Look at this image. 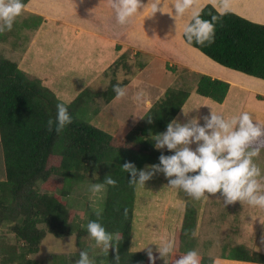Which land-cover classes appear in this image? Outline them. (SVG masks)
Instances as JSON below:
<instances>
[{
  "label": "trees",
  "instance_id": "16d2710c",
  "mask_svg": "<svg viewBox=\"0 0 264 264\" xmlns=\"http://www.w3.org/2000/svg\"><path fill=\"white\" fill-rule=\"evenodd\" d=\"M29 1L24 0L25 5ZM219 12L212 4L199 11L201 18L215 25L214 42L201 44L195 36L189 41L184 33L185 42L224 67L264 80V25L230 10L222 16ZM119 61L110 68L116 71ZM110 83L102 91L85 89L66 104L39 79L32 80L20 71L16 62L0 57V225L8 226L21 243L0 249V264H39L30 256L39 252L47 234L63 238L75 233L68 197L75 185L93 178L105 184L107 193L101 215L92 212L89 220H99L108 233L117 235L115 247L107 253L108 264H149L147 252L130 249L137 185L130 181H138L145 165L159 164L161 154H174L171 150L159 151L155 147L157 136L150 134L153 129L167 130L191 90L168 89L145 115L144 126L136 128V138L140 132L141 139L135 141L133 131L117 139L81 117L89 100L99 98L109 104L117 96L113 85L127 84L115 79ZM229 88L227 82L201 75L195 91L222 104ZM59 103L67 106L73 119L58 132ZM145 135L150 136L146 139ZM126 162L135 166V175L123 169ZM109 176L117 180L115 186L106 184ZM195 227L196 211L189 207L181 234L185 247L171 264L191 249ZM86 232L90 234L87 228ZM153 255L158 264L157 254ZM54 258H60V264H69L64 256ZM221 258L264 264V253L251 252L244 246L232 248L229 255ZM200 260L201 264L214 261L205 256Z\"/></svg>",
  "mask_w": 264,
  "mask_h": 264
},
{
  "label": "rangeland",
  "instance_id": "374dc122",
  "mask_svg": "<svg viewBox=\"0 0 264 264\" xmlns=\"http://www.w3.org/2000/svg\"><path fill=\"white\" fill-rule=\"evenodd\" d=\"M162 1L167 2L171 9H175L176 0H172L173 2L171 0H159V3ZM207 4L211 3H203L199 9L201 10ZM187 11L188 9L185 11L186 16L175 14V17L172 15L173 11L168 9L170 26L176 28L183 17L187 19V13H189ZM189 16L192 17V14ZM190 19L192 20V18ZM24 23L27 22L20 14L15 19L11 29L16 39L10 40L9 43H5V31L0 32V57L16 62L20 71L32 80L39 79L42 85L49 88L62 102L70 104L86 88L89 90L91 88L92 92L105 90L111 84V79L127 82V85L135 79L134 85L126 87L127 95L124 98H116L114 99L115 103L113 101L109 104L99 98L89 100L81 110V117L85 121L105 130L117 139L126 138L132 131L134 134L132 137L135 138V141L141 139L140 132L137 133L139 139L136 138V128L144 126L147 109L143 103L140 105L144 97H154L153 100L160 95L163 97L165 91L170 88L193 90L198 79V76L193 72L180 67L177 68V63L180 64L181 53L178 50L181 45H174L177 41L176 37H172V35H176L177 30L170 31L171 27L170 30L165 31L159 29L153 35L155 36L154 39L158 37V40L162 41V43H158L162 45L147 48V51L144 49L146 47H136L135 50L122 56L116 71L109 67L106 71L101 72L102 77H96L98 79L92 75L86 78V76L79 74L69 79L65 78L63 73L55 79H51L43 75L48 73V69H43L42 63L38 62L37 66L33 64L31 54H25V57L22 54L20 58L17 54L19 50H23V43L25 42L24 39L19 41L16 36L24 34ZM32 24H36V22L34 21ZM171 44L174 45V50L177 52L170 50ZM165 46H169V48ZM49 49L55 53L61 47ZM7 57H11V59ZM135 84L141 86L140 88H145H136ZM137 93L143 94L139 100L136 98ZM198 97L203 96L193 92L186 102L187 104L184 105V109L182 108L183 110L187 109L184 115L179 117L178 114L173 120L181 124L196 122L200 126H204L214 111H217L216 113L225 119H229L232 113H238L237 111L227 113L225 110L220 112L218 111L219 108L214 106L202 108V105L197 102L200 101ZM201 100L203 101V98ZM193 104L197 109L193 107ZM258 122L262 128V134L247 145L246 151L256 150L258 152V155L252 159L261 168V174L257 179L264 185V118ZM207 131L212 130L207 129ZM159 133L162 131L153 129L150 135L155 137ZM150 135H145L144 138L148 139L147 137ZM199 143L202 141H193L191 144L198 145ZM165 147L159 148V151L164 152ZM171 151L175 152L176 150L172 149ZM141 171L151 173V175L144 181L143 185H136L131 251L148 252L151 250L157 254L158 264H171L174 257L179 254L181 247H185V244L182 243L181 234L186 212L191 207L196 211V227L190 239L192 242L191 249H196L200 257L205 256L213 258V260L222 259L221 256L229 255L232 248L237 246H244L251 252L264 253V208L250 205L246 200L229 203L221 191L216 193L206 191L205 197L196 200L183 189L171 187L169 181L175 176L168 177L162 170L153 168V165H145ZM96 183L95 178L79 183L74 186L73 193L68 197L69 208L73 213L75 233L63 238L47 234L40 245L39 252L31 255L30 258L38 260L39 264H60V258H54V256H64L69 264H78L81 259L80 253L86 252L90 264H108L107 253L115 247L117 235H111L112 239L109 241V246L105 248L103 242H97L94 237L86 232L90 214L103 211L105 206L107 189L105 187L100 192L91 191L90 186ZM260 191L264 192V187ZM169 240L173 244V250L161 254L160 249L163 243ZM20 244L8 226L0 225V249L12 245L19 246Z\"/></svg>",
  "mask_w": 264,
  "mask_h": 264
},
{
  "label": "crops",
  "instance_id": "0c3cea01",
  "mask_svg": "<svg viewBox=\"0 0 264 264\" xmlns=\"http://www.w3.org/2000/svg\"><path fill=\"white\" fill-rule=\"evenodd\" d=\"M196 1L193 0V4L196 3L197 5L200 3L202 5L204 2L211 3L219 11L224 3V0H201V2L198 0L199 3ZM152 2L154 0H140L137 14L130 19L128 24L119 25L115 19L114 9L111 8V0H30L21 13L24 21L27 23H24V34L22 36L16 35L19 41L25 40L23 50H19L18 52L20 53L17 52V54L19 58L22 54H24V57L25 54H31L33 64L37 66L38 62L42 63V68L48 69V73L43 75L51 79H55L57 76L62 75V73L65 78L69 79L78 74L86 76V78L92 75L95 76V79H98L102 77L101 72L106 71L112 64L119 61L124 54L135 50L136 47H146L144 49L147 51V48L150 49V47L162 45L158 44L162 43V41L158 40V37L154 39L153 37L155 36L153 35L159 29L165 31L170 30L171 27L170 31L177 30V34L172 35V37H176L177 41L174 45H181L178 50L181 53L180 64L177 63V68L180 67L189 72L191 71L198 77L210 75L213 79L230 84L229 92L222 104H217V102L206 97H198L200 101L197 102L202 105L201 107L208 106L212 108L214 106L218 107V111L220 112H223V110L227 113L238 112L236 114L232 113L230 117L234 115L238 116L241 110L242 112L247 111L249 114L251 113L250 116L253 123L259 124L258 120L264 118V80L239 71L234 70L233 72L232 69L227 67L225 69L196 48L190 45L187 46L183 38L184 31L181 29L184 17L182 16L183 19L176 25V28L172 27L169 23L170 17L167 9L170 8H168L167 2H164V4L163 1L162 3L160 2V9L154 13L151 12ZM228 3L230 11L252 22L264 25V0H228ZM172 10L174 12L175 9H171L170 11L172 12ZM199 11L200 9L197 12ZM34 21L36 24H32ZM179 31L180 33L181 31L183 32L181 33L182 35L178 34ZM4 36H6L4 37L5 43L16 39L11 30L5 31ZM174 45L171 44V51L174 50ZM51 47H61V49L53 53V50L49 49ZM165 47L169 48V46ZM144 53L147 52L144 51ZM172 53L174 54V52ZM7 58L11 59V57ZM216 67L220 70L215 71ZM230 72L231 74H229ZM237 73L238 75L241 74L240 76H242L243 81L240 79V82L239 80L237 82L236 79L231 78L232 75H237ZM247 77H250V80ZM249 82H251L252 86L249 85ZM134 83H136L135 79L124 87L132 86ZM135 87L139 89L145 88H140L141 86L137 84H135ZM193 88L191 95L193 92H196V83ZM90 90L92 89L90 88ZM116 98L119 99L120 97L116 96L114 99ZM153 98L144 97V100L140 102V105L142 103L145 105L147 109L145 112H148L162 97L160 95L157 99L153 100ZM202 98L203 101L201 100ZM114 99L111 102L114 101L113 103H115ZM193 107L196 108L195 104H193ZM183 109L179 112V117L183 116L187 110ZM136 124L138 125V123ZM189 147L195 150L197 144H191ZM167 150L169 149L166 146L163 151ZM218 261L219 264H224V261L226 262L225 264H256L226 259H218Z\"/></svg>",
  "mask_w": 264,
  "mask_h": 264
},
{
  "label": "clouds",
  "instance_id": "9594fccd",
  "mask_svg": "<svg viewBox=\"0 0 264 264\" xmlns=\"http://www.w3.org/2000/svg\"><path fill=\"white\" fill-rule=\"evenodd\" d=\"M192 5L193 0H176L175 11L181 15ZM139 6L140 0H111V8L114 9L115 19L119 25L128 24L137 14ZM25 7L24 0H0V32L10 31L15 19ZM158 9L159 0H154L151 3V12L154 13ZM228 10V0H224L220 16ZM192 20L194 22L187 23L183 29L187 39L191 41L195 36L196 41L201 44L205 41L214 42L215 25L201 18L197 11L192 12ZM113 89L118 97L127 95V89L120 84L113 85ZM142 95L137 93V100L141 99ZM57 109L59 132L71 124L73 118L65 104L59 103ZM48 124L49 126L52 124L51 119ZM207 129L212 131L209 132ZM261 134V126L253 123L247 111L229 119L213 112L204 126H199L195 122L181 124L173 120L167 124L165 132L157 135L155 147L159 149L167 146L168 149L176 151L171 155L161 154L160 163L153 165V168L162 170L168 177L175 176L169 181L171 187L183 189L196 200L205 197L206 191L209 193L221 191L229 203L246 200L250 205L264 208V192L260 191L264 185L257 179L261 174V168L252 159L258 152L246 151L247 145ZM193 141L202 143L193 150L189 147ZM123 169L130 170L133 175L136 173V168L131 162L124 163ZM150 175L151 173L141 171L139 181L132 180L130 183L143 185ZM106 184L115 186L117 180L109 176L106 178ZM90 187L91 191L100 192L105 188V184L96 183ZM96 215L99 217L101 213L97 212ZM87 229L97 242H103L105 248L109 246L112 236L99 220H89ZM172 250L173 244L170 240L164 242L160 249L161 254ZM80 256L78 264H90L86 252H81ZM147 256L149 264H155L156 256L151 250L147 252ZM175 264H201L200 254L196 249H190L177 259ZM213 264H219L218 259L214 260Z\"/></svg>",
  "mask_w": 264,
  "mask_h": 264
},
{
  "label": "bare ground",
  "instance_id": "6f19581e",
  "mask_svg": "<svg viewBox=\"0 0 264 264\" xmlns=\"http://www.w3.org/2000/svg\"><path fill=\"white\" fill-rule=\"evenodd\" d=\"M165 1H166V0H165ZM167 1H168V0H167ZM171 1H172V0H171ZM200 1H201V0H200ZM169 2H170V1H169ZM172 2H173V1H172ZM196 2H198V0H197ZM202 2H203V1H202ZM161 3H162V2H161ZM174 3H175V2H174ZM193 3H194V2H193ZM204 3H205V2H204ZM159 4H160V3H159ZM163 4H164V2H163ZM171 4H173V3H171ZM193 5H194V6H193ZM193 5H192L193 7H191V9H188L189 13H187L188 11L186 12V13H187V19L184 18V20H185V19H186V20L184 21L183 24H181V26H183V27H181L182 30L184 29L185 25L188 23V21L190 20V18H192V17H190V16L188 17V15L192 14L193 11H196V10L199 9V7H200V3L197 4V5H196V3H195V4H193ZM202 5H203V3H202ZM202 5H201V6H202ZM163 6H164V5H163ZM159 7H160V6H159ZM166 7H167V5H166ZM172 7H173V6H172ZM174 7H175V6H174ZM168 8H170L169 10H171V7L168 6ZM172 9H173V8H172ZM167 10H168V9H167ZM172 11H173V10H172ZM174 12H175V10H174ZM174 12H173V14H175ZM183 14L186 16L185 13H183ZM176 15H178V14H176ZM175 17H176V16H175ZM161 19H162V18H161ZM164 20H165V19H164ZM174 23H175V22H174ZM181 33H183V32L181 31ZM181 33H180V31L178 32V34L182 35ZM183 41H184V40H183ZM185 44H186V43H185ZM186 45L188 46V44H186ZM184 48H186V47H184ZM176 52H177V51H176ZM174 55H175V54H174ZM202 60H203V59H202ZM202 60H201V61H202ZM184 61H185V60H184ZM184 61H183V62H184ZM187 61H188V60H187ZM199 61H200V60H199ZM185 63H186V61H185ZM191 63H192V62H191ZM204 63H205V62H204ZM205 66H207V65H205ZM223 67H224V66H223ZM196 68H197V67H196ZM216 68H217V67H216ZM224 68L226 69V67H224ZM201 70H202V69H201ZM219 70H220V69L217 68L215 71H219ZM232 71L234 72V70H232ZM232 71H231V72H232ZM231 72H230L229 74H231ZM240 75H241V74H240ZM240 75H238V73H237V75H232V76L230 75V76H231V78L236 79L237 82H238V80H239V82H240V79L242 80V78H241L242 76H240ZM209 76H210V75H209ZM244 76H245V75H244ZM221 78H222V77H221ZM223 78H224V77H223ZM247 78H249V80H250V77H247ZM247 78H246V80H248ZM226 80H227V79H226ZM229 80H230V78H229ZM236 80H233V81H236ZM249 80H248V81H249ZM256 80H257V79H256ZM242 81H243V80H242ZM253 81H254V80H253ZM258 81H259V80H258ZM258 81H257V82H258ZM243 83H244V82H243ZM250 83H251V82H249V85L252 86V84H250ZM254 83H256V82H254ZM254 83H253V84H254ZM260 83H261V82H260ZM236 84H237V83H236ZM240 85H241V84H240ZM242 86H243V85H242ZM247 86H248V84H247ZM250 86H249V87H250ZM243 90H244V89H243ZM263 93H264V92H263Z\"/></svg>",
  "mask_w": 264,
  "mask_h": 264
}]
</instances>
